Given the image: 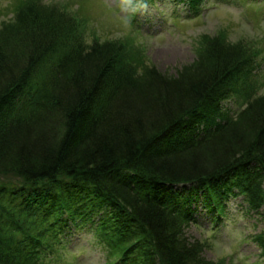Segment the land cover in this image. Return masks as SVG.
<instances>
[{"label": "trees", "instance_id": "1", "mask_svg": "<svg viewBox=\"0 0 264 264\" xmlns=\"http://www.w3.org/2000/svg\"><path fill=\"white\" fill-rule=\"evenodd\" d=\"M65 6L18 0L0 25V264H45L68 223L99 212L111 264H216L185 227L198 192L211 220L230 196L264 214L260 47L221 30L168 75L121 39L86 42Z\"/></svg>", "mask_w": 264, "mask_h": 264}, {"label": "rangeland", "instance_id": "2", "mask_svg": "<svg viewBox=\"0 0 264 264\" xmlns=\"http://www.w3.org/2000/svg\"><path fill=\"white\" fill-rule=\"evenodd\" d=\"M39 1L65 4L69 12L77 11L78 17H85L86 42L121 39L129 44L128 51L141 59V68L155 67L173 76L195 59L205 36L223 30V37L232 42H252L262 51L250 65L253 90L255 95H264V0H201L198 13L191 18L183 17L184 11H189L185 0ZM17 2L0 0V25L13 17ZM232 97L235 103L231 105L240 111L244 106L240 105L241 95L235 93ZM195 195L191 206L195 207L196 221L185 227V235L190 242L204 244L205 260L216 264H264V214L247 212L242 203L237 204L240 197L230 196L222 225L211 223L203 197L200 192ZM99 218L100 212L84 223H68L62 242L53 250L44 247L45 264H111L114 257L96 229Z\"/></svg>", "mask_w": 264, "mask_h": 264}]
</instances>
